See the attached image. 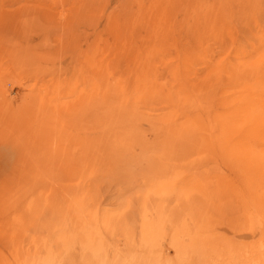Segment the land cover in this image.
Instances as JSON below:
<instances>
[{
  "label": "rangeland",
  "instance_id": "rangeland-1",
  "mask_svg": "<svg viewBox=\"0 0 264 264\" xmlns=\"http://www.w3.org/2000/svg\"><path fill=\"white\" fill-rule=\"evenodd\" d=\"M99 263L264 264V0H0V264Z\"/></svg>",
  "mask_w": 264,
  "mask_h": 264
},
{
  "label": "bare ground",
  "instance_id": "bare-ground-1",
  "mask_svg": "<svg viewBox=\"0 0 264 264\" xmlns=\"http://www.w3.org/2000/svg\"><path fill=\"white\" fill-rule=\"evenodd\" d=\"M128 262V261H127ZM100 264V263H99Z\"/></svg>",
  "mask_w": 264,
  "mask_h": 264
}]
</instances>
